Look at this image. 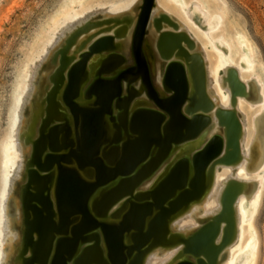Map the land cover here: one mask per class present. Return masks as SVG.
Returning <instances> with one entry per match:
<instances>
[{"label": "water", "instance_id": "obj_1", "mask_svg": "<svg viewBox=\"0 0 264 264\" xmlns=\"http://www.w3.org/2000/svg\"><path fill=\"white\" fill-rule=\"evenodd\" d=\"M154 6L143 0L130 61L116 44L119 32L89 41L73 63L66 54L78 37L60 52L63 80L45 99L48 117L30 142L20 189L21 264H145L177 247L175 264H216L231 243L216 245L223 215L189 237L171 229L204 199L216 167L241 162L242 126L236 111L218 110L224 133L208 138L214 105L201 56L182 47L186 33L162 34L169 47L157 89L144 48ZM177 49L186 59L171 60Z\"/></svg>", "mask_w": 264, "mask_h": 264}, {"label": "rangeland", "instance_id": "obj_2", "mask_svg": "<svg viewBox=\"0 0 264 264\" xmlns=\"http://www.w3.org/2000/svg\"><path fill=\"white\" fill-rule=\"evenodd\" d=\"M178 1L184 3L186 11L191 13L194 26L189 21L182 4L174 0H155L157 8H160L159 12L169 14L180 24V28H170L171 31L188 34L191 30L193 35L191 38L196 45L198 54L204 56L207 66H210V94L216 97L218 103L221 96L220 89L217 83L213 81L211 71L217 65L218 56L214 49L207 45L203 33H209L211 30L214 38L227 42L229 51L218 45V43H216V46L222 49L224 53L229 54L231 61L229 70H234L241 79L242 93L245 95L246 101L243 105L244 114L239 112V116L242 120H246L247 125L246 137L244 134L242 144L245 138L247 139L245 144H249L253 135V121L259 117L258 107L264 103V0ZM142 3L143 0H0V211L1 204L11 194L7 201V216L12 222L11 229L13 233L18 236L13 243L12 254L4 264H21L19 251L22 247L23 227L20 189L26 182V165L31 156L30 142L33 139L30 133L27 132L32 115L46 96L48 90L45 86L49 84V77L56 68L60 52L73 39L83 35L89 26L94 25L90 28L93 29L96 22L111 16L110 13L115 12L114 10H117L116 14L119 15L127 12L128 16L134 19L124 18L125 21L130 23L131 30L134 32ZM153 11L148 27L153 19L154 26L160 27L163 19L162 17L154 18ZM83 15L89 16L85 22L80 20ZM215 16L221 20L212 19ZM95 33L97 34V32ZM95 33L90 41L110 35H96ZM241 37H244L247 43L242 44L239 42ZM89 44L88 39L83 40L80 46L81 50L84 45V49H86ZM147 47L150 48L151 54L148 53ZM130 48L131 46L128 51H130ZM144 48L149 58L154 83L161 93L164 61L157 64L156 70H152L151 61L155 60L154 52L145 43ZM128 51L126 56L130 61V52ZM130 65L132 64L128 63L125 67ZM93 67L95 69V65ZM46 68L48 72L44 71ZM37 83H40L37 95L31 96L25 93V89L31 85L33 87ZM135 87L141 90V83L137 82ZM217 101L216 104H218ZM224 110H229V107L226 106ZM17 112L23 117L19 127L20 133H15L13 128ZM214 117L213 119L217 121V118ZM216 133L221 134L222 132L218 129L213 132L214 135ZM12 141L20 143L23 147V152L21 154L19 152L16 156L18 167H22H19V171L18 167L13 168L10 164H6V147ZM254 145L248 146L251 157L248 167L250 173L256 172L253 164L256 156ZM176 155L167 162L166 166L175 159ZM237 168L233 167L232 169L236 170ZM224 173L227 174V171L223 172L220 168L219 174ZM260 174V178H252L250 181L240 180L247 185L243 196L246 197L244 207L250 218L253 216L251 201L254 199L256 192L260 191L258 208L253 216V229L256 233L257 244L255 264H264V167L260 170ZM4 176L11 178L12 187L10 191L12 192L7 195ZM229 180H237V178L230 177ZM153 182L154 180L148 182L144 188H149ZM3 194H5V198ZM213 202V198L208 196L196 206L198 210H194L195 205L191 206L189 211L180 217L183 219L182 226L186 230H181L174 224L172 232H181L188 236L200 229L202 225L209 223L219 212L211 213L210 208ZM204 206L211 214L206 215L204 213ZM235 244L236 240L232 245ZM4 250L9 253V246L5 245ZM180 253V247L170 250H158L147 258L145 264H175L181 260L179 259ZM227 257H229V249L222 253L219 264H225ZM186 259L189 260V258ZM246 262V252L243 251L237 256L234 264H245Z\"/></svg>", "mask_w": 264, "mask_h": 264}, {"label": "bare ground", "instance_id": "obj_3", "mask_svg": "<svg viewBox=\"0 0 264 264\" xmlns=\"http://www.w3.org/2000/svg\"><path fill=\"white\" fill-rule=\"evenodd\" d=\"M174 1L183 5V9H184L185 13L187 14V16L189 17V21L192 24V21H193L192 15H191V13L186 11V6L184 5V3H182L178 0H174ZM124 9H126V8H124ZM153 10H154L153 11L154 12V18L162 17L163 22L161 23L160 27H156V26H154V23H153L154 19L152 20L151 24L148 27L146 35H145V44L149 45L154 52L155 60L151 61V65H152V70L153 69L156 70L157 64L164 61L163 60V54L161 51L163 50L164 52H167L166 50H168V47H169V43L167 40L161 42L162 34L164 32H174V31H171L170 28H176V27L180 28L181 26L169 14H167L165 12H159L160 8L159 9L157 8V2H155V6H154ZM114 11L115 12L110 13L111 16L106 17V18L96 22L95 27L93 29L88 30L87 32H85L83 35L79 36L75 40L73 46L70 48V50L66 54L67 61H70L72 63L76 61L75 58L78 57V54L81 51V47H80L81 43L85 39H88L90 41L95 32H97V34H101V35L102 34L115 35L116 32H119V34L121 35V38L116 39V44L117 45L122 44L123 45L121 48L122 54H124L125 56L128 54L127 51H128V48L131 46V39H132L133 31L131 30L130 23L125 21L124 18L126 17V18H130L132 20H134V19L132 17L128 16L127 12L121 14L122 15L121 16L119 14H116L117 10H114ZM121 12H123V11H121ZM88 17L89 16L83 15V17L80 18V20L82 22H85L88 19ZM212 19L219 20V21L221 20L220 18H218L216 16L212 17ZM192 26H194V24H192ZM176 33H179V32H176ZM188 34H190L189 35L190 42L189 43L184 42L182 47L191 56L197 55L198 50L196 48L195 43L192 41L191 36H193V35H192L191 30H189ZM203 36L206 38L207 45L211 49H214V51L216 52V54L218 56L217 65L211 71L213 73L212 79L214 82L217 83V85L220 89V94H221L220 100L218 99L219 103H218L216 97L212 96L210 94V91H211V88H210V76H211L210 66H207L206 58L204 56H201L202 65H203V69H202L203 75H204V78L206 79V92H207L211 102L214 105V110L211 112L212 113L213 126H212L211 130L209 131V134H208V138H209V137H212L214 135L213 132L215 130L220 129L219 121H218V118L216 115L218 110H224V108L226 106H228L230 111L231 110L236 111V113L239 116V112L241 114H244L243 113V105H244V102L246 100H245V95L242 93L243 85L241 83V79H240L238 73H236L234 70H229V68L231 67V61H230L229 54L224 53L222 51V49H220L218 46H216V43H218V45H220L221 47H225L229 51V47L227 45V42L225 40L223 41V40H218V39L214 38L211 30L209 33H203ZM239 42H241L242 44L247 43V41L244 37H241L239 39ZM160 43H161L162 48L159 47ZM128 52H130V51H128ZM180 57L183 59H186V57H184L182 52H180V49H177L175 52H173L171 54V60H178ZM47 59H48V57H47ZM61 60H62V56H59L56 68L49 77V84L47 86H45V88L48 90L46 93V96L43 99V101L40 102L37 110L32 115V120L30 122L29 129H28L27 133H30V136L33 137V140L35 139L37 132H38L40 126L42 125V120L44 119V117L45 118L48 117L47 112L44 113L45 110L47 109V106H48V104L44 103L46 97L48 96L49 93H51L53 91V89H55L56 85H61V83H62L64 73H63L62 65L60 63ZM99 61H100V58L98 56H94V58L90 61V65H95V67H96L99 64ZM251 67H253V66H251ZM44 71H47V68ZM187 75H188V81L190 84V89H192L193 88V78L190 75V73H187ZM29 85H30V83H29ZM37 85H35V86L33 85V87H31L32 86L31 85L30 87L25 89V93H27L31 96L37 95L39 93L38 90H39L40 83H37ZM23 99H25V98H23ZM216 101L218 104H216ZM22 105H21V107H22ZM23 107H24V105H23ZM52 108H53V105H52ZM258 108H259V111H258L259 117H257L253 121V127H252L253 135L251 137V141L250 142L248 141L249 144L248 143L245 144V142L247 141L246 138L242 144V140L244 138L243 135L245 134V130H247V125H246V120H242V118L239 116V120H240V123L242 126V129H241L242 130V138L240 141L241 158H242L241 162L236 166H218V167H216L211 189L208 191V193L204 197V199H205L206 197L210 196L214 200V202L212 203L211 208H210L211 213H216L217 211H219L218 214H216L213 218H215L218 215H223L224 221L222 222L220 235H219L218 239L216 240V245H220L221 243L228 242V241L231 242L228 245V247L226 248V249H229V257H227L228 259L225 262V264H234L237 256L243 251L246 252L247 262L245 264H255V262H256L257 244H256V233L253 229V218H254L253 216H254L257 208H258V204H259V200H260V191L258 193L256 192L254 199L251 201V206L253 208V216L251 215L252 217L250 218L249 214L246 212L245 207H244V202H245L246 197L243 196V192L246 190L247 185L244 182H241L240 180H249L250 181V179H252V178H260L261 177L260 170H262L264 167V103L259 105ZM43 114H45V115H43ZM213 116H215L217 118V121H215L216 119L215 120L213 119ZM22 120H23V117L21 116V114H19V112H17L15 115V118H14V122H13V128H14L15 133L21 132L19 130V127L22 123ZM220 130L222 133H224V131L222 129H220ZM13 136H14V134H13ZM245 137H246V134H245ZM249 145L250 146L254 145L255 150H256V156L254 158V163H253L255 168H256L255 173H250L248 171L249 160L251 159V157L249 155V149H248ZM19 152H20V154L23 152L22 145L20 143L19 144L15 143L14 141L10 142V144L6 147V164H10L13 168H17L18 163L16 162V156ZM31 152H32V145H31ZM225 153L226 152L224 151L223 156L225 155ZM19 167H21V166H19ZM233 167H238V168L236 170H233L232 169ZM220 168L223 170V172L227 171L228 175L226 173L219 174ZM19 170H20V168L18 169V171ZM5 174H7V173H5ZM11 174H13V173H11ZM230 177L237 178V180H229ZM231 184L234 185V188H231V186H230ZM4 185H5V192H7L6 195L10 194L12 192V191H10V188L12 187L10 177H8V176L5 177ZM238 193H240V194L236 198V202L234 204L235 197L237 196ZM3 195L5 198V194H3ZM10 195H8V199H9ZM4 198H3V200H4ZM8 199H5L4 203L1 204L2 208L0 211V264H4V262H6L9 259V256L12 254V251H13V243L16 241V239L18 237L17 234L13 233V231L11 229L12 222L7 216V211H8L7 201H8ZM223 200L226 204L224 206H223ZM198 204H194L195 205L194 210H198V208H196V206H198ZM20 205H21V201H20ZM204 213L206 215L211 214L206 206H204ZM182 220H183L182 218L177 219L175 221V223L172 224L171 229L173 228L174 224H176V226H178L181 230H186L182 226V224H183ZM205 225L206 224L202 225L200 227V229L202 227H204ZM195 232H193L192 234H194ZM175 234H178V235H181L184 237H189L192 235L191 234V235L185 236L181 232H175ZM235 240H236V244L233 246L232 243ZM5 245L9 246V249H10L9 253L5 252V250H4ZM159 250H164V249H159ZM181 250H182V247H180V251ZM225 250H223V252ZM222 253L220 255H218L217 260H216V264L220 263V258H221ZM206 262L208 263V261H206Z\"/></svg>", "mask_w": 264, "mask_h": 264}]
</instances>
